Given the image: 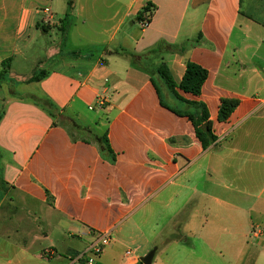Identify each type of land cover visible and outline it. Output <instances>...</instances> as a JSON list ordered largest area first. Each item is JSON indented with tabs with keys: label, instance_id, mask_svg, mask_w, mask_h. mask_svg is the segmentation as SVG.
I'll return each instance as SVG.
<instances>
[{
	"label": "crops",
	"instance_id": "crops-1",
	"mask_svg": "<svg viewBox=\"0 0 264 264\" xmlns=\"http://www.w3.org/2000/svg\"><path fill=\"white\" fill-rule=\"evenodd\" d=\"M36 50L37 69L20 73ZM8 59L0 264H68L100 232L112 242L98 264L153 249L152 264H264V0H0ZM189 62L208 79L178 93L206 105L207 150L156 74L180 84ZM224 100L239 104L220 122Z\"/></svg>",
	"mask_w": 264,
	"mask_h": 264
},
{
	"label": "trees",
	"instance_id": "trees-1",
	"mask_svg": "<svg viewBox=\"0 0 264 264\" xmlns=\"http://www.w3.org/2000/svg\"><path fill=\"white\" fill-rule=\"evenodd\" d=\"M142 14H140V19H141V16H143ZM185 46H187V44H185ZM184 49L185 47L182 48V50ZM133 59L137 60L138 57L133 56ZM10 62H11V59H8L2 62L1 64V67L3 68L5 73L8 71L10 67ZM5 73H4V76H5ZM156 74L164 82V84L168 87V89L174 95V97H176L178 100L188 105V109L184 111H178V110H173V111L181 117H186L190 119V121L193 123L195 127L196 136L198 140L200 141L203 149L207 150L208 148H210V146L216 143L217 138L213 134V126H212V122L210 121V115H209L206 105L202 103L186 101L178 93V90H180L183 93L192 94L194 96L200 95L202 91V87L204 83L206 82V80L208 79V72L205 69L201 68L200 66L189 62L186 65V72L180 84H177L174 82L170 73L164 66L158 68L156 70ZM46 75L47 73L45 71L37 72L32 76V78L30 79V82H38L44 79ZM154 85H155V82H154ZM155 86L159 93V89L157 85ZM32 99L37 105L42 106L52 116H55V109L49 101L38 99L35 97H32ZM162 104L164 103L162 102ZM238 104H239L238 100H224L222 102V105L219 111V121L220 122L227 121L228 118L233 113V111L238 106ZM1 119H2V115L0 114V121ZM99 144H100V149L102 153H104V155L105 154L112 155V156L114 155L110 147L109 141L107 139V136H103L102 138H100ZM0 158H1V152H0ZM112 161H114V159H112ZM140 264L142 263L140 262Z\"/></svg>",
	"mask_w": 264,
	"mask_h": 264
},
{
	"label": "built area",
	"instance_id": "built-area-1",
	"mask_svg": "<svg viewBox=\"0 0 264 264\" xmlns=\"http://www.w3.org/2000/svg\"><path fill=\"white\" fill-rule=\"evenodd\" d=\"M151 17V10L144 13L142 19L140 20V26L142 29L149 27ZM101 104L102 103L100 102V105ZM111 242V232H100L96 234L93 240L85 247L84 250L70 257L68 264H97L101 255L111 244ZM51 256H53V251L49 249L42 254V257L44 258H50Z\"/></svg>",
	"mask_w": 264,
	"mask_h": 264
},
{
	"label": "rangeland",
	"instance_id": "rangeland-1",
	"mask_svg": "<svg viewBox=\"0 0 264 264\" xmlns=\"http://www.w3.org/2000/svg\"><path fill=\"white\" fill-rule=\"evenodd\" d=\"M29 58L28 64L22 65L20 73L29 74L31 71H35L38 66L37 64H39L38 61L44 58V51L36 50L33 54L30 53ZM4 73L3 68L0 66V98L8 93H12L14 90L12 84L9 82L8 73L6 72L5 76ZM1 111L2 102L0 101V113Z\"/></svg>",
	"mask_w": 264,
	"mask_h": 264
},
{
	"label": "water",
	"instance_id": "water-1",
	"mask_svg": "<svg viewBox=\"0 0 264 264\" xmlns=\"http://www.w3.org/2000/svg\"><path fill=\"white\" fill-rule=\"evenodd\" d=\"M156 250L153 249L146 256L141 258L142 264H152Z\"/></svg>",
	"mask_w": 264,
	"mask_h": 264
}]
</instances>
